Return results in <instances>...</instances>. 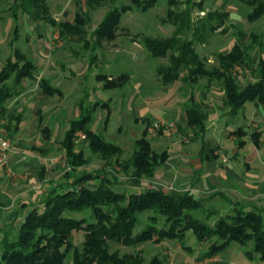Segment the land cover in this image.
I'll list each match as a JSON object with an SVG mask.
<instances>
[{
    "label": "rangeland",
    "instance_id": "374dc122",
    "mask_svg": "<svg viewBox=\"0 0 264 264\" xmlns=\"http://www.w3.org/2000/svg\"><path fill=\"white\" fill-rule=\"evenodd\" d=\"M176 1L177 6H172L171 9H173L174 12H179L188 7L191 11L193 22L204 17L205 13L208 11L217 10L229 13V17L226 19L223 26L224 28H228L225 34L220 32L222 29L220 28L214 34H207L203 43L195 42L194 44L197 53L202 57H206L207 65L214 64L215 56L224 50L230 49L235 42H239L243 47H246L251 43V35L260 37L262 49H264V17H261L256 22H249L247 13L250 7L245 2L247 0ZM84 2L85 0H45L48 15L53 21V23H51L41 19L31 20L30 17L22 12L18 13L17 19H14L12 16L14 0H0V69L6 64L8 59L14 60L15 52L17 51L26 59L33 61L38 66L45 69L47 77L52 78V83L55 85L58 83V86L60 85L61 88V94H55L50 101V98L42 94L38 87L36 88L33 86L35 90L31 92H23L22 90L25 95L23 99L13 100L7 104L10 113L14 115L18 114L21 119H25L26 116H29L27 117L28 119L30 117L33 118L34 107L36 105L40 107L41 105H46L47 108L55 107V112L51 115L49 120V123H51L54 129L51 139L55 140L57 146L59 144L58 149L61 153L54 169L46 174V177L49 179L48 185L50 186L46 185L47 187L43 188L44 194L36 199L35 204L28 212L34 207H42V201L45 200L47 191L51 189L59 191L61 187L70 186L73 179H76L84 172L93 173V180H89V182L85 180L82 181L78 187L76 186L78 190L86 185H95L100 179H104V177L111 181L114 190L125 192L126 194L143 191L146 186L141 185L142 181L154 183V175L151 178L142 177L140 180H136L137 178L133 176V169L131 167H126L125 170L122 169V167L128 163L133 153V140L141 135L140 130H138V128L134 129L133 127L136 125V122L133 121L135 113L129 107V99L136 90V84L137 86L142 84L143 80L156 91L153 93V97H162L164 95V89L170 91L167 95L165 93V100L170 99L173 92L180 85V87H183L182 84H184L181 79L170 83L171 85L164 84L157 74L156 69L160 64L167 65L169 63L168 54L164 58L152 59L141 43L144 36L163 38L171 36L174 26L167 16L169 7L168 0H158L157 3L146 12L133 10L123 14L118 37L113 42L101 43L99 47L92 38L93 31L111 8L119 6L122 3H127L128 0H108L104 5L93 9L85 8ZM201 7L202 10H200ZM86 11L88 15L85 14ZM76 13L84 14L83 16L86 17L85 21L88 20L86 23L85 21L82 22L83 25H85L80 27L79 33L66 34L65 30L61 32L62 23H74ZM237 30L241 31L244 38L237 39ZM15 31H17V34H15ZM180 39H186L187 41L193 40L194 43L190 30H185ZM255 46L257 51V49H259L258 44H255ZM260 53L264 56V50L260 51ZM174 55L176 56V54ZM239 70L240 68L237 67L234 73ZM71 72L75 73L76 76L74 77L71 75ZM120 74H127L129 80L125 86L113 90L104 89L103 81L97 79L98 75L117 76ZM236 77L241 85L251 80V75L248 70L241 73L236 72ZM8 83L12 85V79ZM201 84L204 85L205 81H202ZM33 85H36V83ZM143 86H147L146 88L149 87L145 84ZM213 88L216 93L213 94L214 97L211 102L215 106L212 111L218 112L219 114L226 113V109L222 106V94H219L221 88L219 85H213ZM17 95L16 93L15 96ZM31 96L34 98L33 102H30ZM112 96L115 97L113 98ZM40 98L43 101H41ZM105 98H111L110 109L112 111L106 127V110L102 107L94 106L95 100L96 102L98 101V103H103L105 101L110 103V100ZM77 99L78 101L82 99L83 102H85V107L88 106L90 109L93 108V119L89 128L99 133L108 141L115 144H117V142L120 143L119 146H121L122 152L116 154L112 160H104L100 158L98 154L92 153L83 139L81 140L80 136H77L74 142V150L76 152L78 150H83L86 155L90 156V162L78 168H73L68 164V157L63 150L60 140L63 139V132L69 127L68 121L72 118H79L78 116L75 117L79 112L77 105H75V103L78 102ZM137 100L138 98L136 97V101ZM251 103L253 102H248L244 106L246 108L245 115L248 118L247 120L239 116L237 119L235 118V122L231 124L230 122L233 121L236 115L228 116L225 114V122L227 124L230 123L228 128L237 129L239 125L242 131L237 134L228 132L226 136L224 135V138L228 140L231 136L234 137L233 143L231 142V145L228 147V152L231 158L230 162L235 171L238 172L240 176L244 177L249 185H251V182L255 181L257 182V187H260V184L264 183V166L260 168L262 171L258 174V168H255L256 164L252 163L251 166L244 162L245 154H248V150L247 147L244 148L245 144L243 139H249L250 134L257 131H260V142L262 137H264L262 136V133H264V131H262L264 130V110H262L259 105H256L257 107H252ZM250 106L253 112H257L258 109L262 111L260 115L256 113L257 118L255 117V121H249L251 116L249 111ZM245 108H243L242 111H244ZM238 113H241V110ZM0 119L2 120V124L6 121V118L0 117ZM14 123L15 121L12 120V124ZM2 124H0V126ZM172 124L173 126L170 130H163V128L154 129L153 124L148 126V132L149 134L151 133L148 138L151 140L152 149L157 153H161L164 149L172 147L173 156L178 147L185 146L183 149H186L188 146L194 147L195 136L193 130L178 125L175 121H172ZM20 127L22 128V135L26 136L25 146L28 147L33 143V141L29 139L30 137L28 134L34 129L36 130V128H31L30 122L29 124L25 122ZM0 129L10 139L7 134L8 132L3 127ZM203 135L205 136V133ZM239 140L241 145L236 143ZM184 141L188 142L187 145L184 144ZM233 149H238L237 157L232 154ZM262 156L264 155H261V157ZM174 158L173 161L177 162V156H174ZM227 161H229V159H226V162ZM255 174H257V176H255ZM34 180L36 181L37 179L35 178ZM192 180H194V177ZM19 184L21 185V183ZM238 185H240V187L244 186L242 183H238ZM162 188L163 191H169L171 193H191L194 195V183L190 180H186V182L185 180L181 182L176 181V183H170ZM221 193L222 194L219 193V195L216 196V200L211 202H208V199L198 198V193L194 195L196 199L202 201V205L199 209L190 211L189 216L192 219H197L204 226H208L203 232L204 235L209 233L207 230L214 229L215 224L221 218H226V223L229 225L232 224L233 221H231L230 218L234 215H238V213L252 211V214L259 215L261 221L264 222V206H262L264 204H262V201L239 198V202L236 203L234 200L237 199L236 197L228 192ZM26 198L29 199L30 195ZM258 204L261 205L259 206ZM151 215L156 218L154 221L158 228L167 226L161 214L146 211L138 215L139 223L134 228L135 233L141 231L150 223L149 217ZM72 217L90 218V212L72 213ZM180 221L186 223L180 224V227H187L184 239L181 241L176 239H166L159 243L149 241L136 247L111 244V251H118L121 254L140 251L146 262L153 256H157L163 261V264H228V258H231L232 261L235 260V264H264V260H260V258H258L260 257L259 254L254 252V244L252 241L247 242L245 245L233 242L222 251V253L218 252L213 255H206L215 238H212L213 240L197 241L193 230L188 228L193 220L180 218ZM18 229L19 225L18 227L5 226L4 230L0 233V246L4 239L14 241ZM72 238L74 243L79 245L83 241V232H73ZM248 252L253 255L252 259L247 257ZM64 264H72L71 254L67 256Z\"/></svg>",
    "mask_w": 264,
    "mask_h": 264
},
{
    "label": "trees",
    "instance_id": "16d2710c",
    "mask_svg": "<svg viewBox=\"0 0 264 264\" xmlns=\"http://www.w3.org/2000/svg\"><path fill=\"white\" fill-rule=\"evenodd\" d=\"M107 1L85 0L84 7L93 9ZM157 1L128 0L127 3L111 8L92 33L95 44L99 47L101 43L113 42L118 37L123 14L133 10L146 12ZM245 2L250 7L247 13L249 22L253 23L264 17V0ZM13 4L14 19L22 12L31 20L41 19L53 23L48 15L45 0H14ZM168 6L167 16L174 26L171 36L165 38L144 36L141 43L152 59L164 58L168 54L169 63L160 64L156 69L164 84L181 79L189 87L190 93L184 104L187 120L185 127L193 130L194 134L206 131L208 113L196 105L195 93L198 90L210 89L213 85H219L221 88L222 106L228 116L237 115L248 102H253L264 110V56L260 53L264 49L260 37L251 35V43L246 47L235 42L230 49L215 56L214 64L207 65L206 57L197 53L194 44L203 43L207 34H214L220 28H222L220 32L225 34L228 28L223 26L229 13L208 11L204 17L193 22L188 7L174 12L171 8L177 6L176 0H168ZM83 15L76 13L74 23H62L61 32L65 30L66 34L79 33L80 27L85 25L82 23L86 18ZM185 30L191 31L194 43L193 40L180 39ZM15 32L17 34V31ZM236 34L237 39L244 38L240 30H237ZM255 44H258V52ZM14 57V60L8 59L0 69V117L6 118L0 128L3 127L8 136L16 129L21 117L18 114H11L7 104L15 97L20 80L31 78L36 69L34 63L21 53L16 51ZM237 67L240 70L236 72L248 70L251 80L241 85L237 81L236 72L234 73ZM11 79L13 83L9 85ZM97 79L103 81L104 89H117L126 85L129 76L98 75ZM202 81H205L204 85L201 84ZM46 87L51 92H58L54 87ZM12 120L15 121L14 124ZM90 120V113L84 112L79 119L72 120L64 132L61 145L68 157V164L73 168L90 162V156L83 150L77 152L74 150V137L78 131L84 132V143L90 151L104 160H112L116 154L122 152L118 145L106 141L100 134L90 130L87 127ZM241 131L242 129L238 128L232 133L237 134ZM259 134L260 131H257L251 135L256 146L259 145ZM166 158L165 151L157 153L152 149L145 129L142 137L134 141L133 153L122 169L131 167L136 180L142 177L151 178L156 168ZM92 177L93 173L84 172L73 179L70 186L61 187L59 191L56 189L47 191L46 198H49L42 201L41 208L34 207L26 214L14 241L4 239L0 246V264H64L69 254L72 264H163L157 256L146 262L140 251L121 254L118 251H111L110 245L136 247L149 241L156 243L166 239L181 241L187 227L179 226L183 223L180 218L193 220L188 228L193 230L197 241L215 238L206 255L221 252L233 242L245 245L252 241L254 252L264 260V222L259 215L252 214V211L232 216L230 220L233 223L230 225L226 223V218H221L214 229L207 230L209 233L204 235L203 232L208 226L189 216L190 211H195L202 205V201L196 199L193 194L174 195L159 188H145L138 193L126 194L114 190L113 184L106 177L95 185L76 189L82 181L93 180ZM85 211L90 212L91 219L72 217V213ZM146 211L161 214L167 226L158 228L154 221L156 218L151 215L150 223L135 233L134 228L139 223L138 215ZM73 232H83V241L79 245L73 241Z\"/></svg>",
    "mask_w": 264,
    "mask_h": 264
},
{
    "label": "crops",
    "instance_id": "0c3cea01",
    "mask_svg": "<svg viewBox=\"0 0 264 264\" xmlns=\"http://www.w3.org/2000/svg\"><path fill=\"white\" fill-rule=\"evenodd\" d=\"M34 65L36 66V69L33 72V76L31 78H23L20 80L17 90L19 91L17 92L18 95L15 96L11 101L21 98L23 99L25 97L23 92H31L35 90L33 89V86L36 88L38 87L42 94H45L46 97L50 98V101L55 94H61L60 85L58 86V83L56 85L52 83L53 80L51 77H47L45 69H43L41 66H38L36 63H34ZM71 73V75L74 77L76 76L75 73ZM35 83L36 85H33ZM144 84L149 86V84L145 83L144 80L142 81V84H139L138 86L136 84V90L133 96L129 99V107L135 113V118L133 121L136 122V125L133 127L134 129L138 128L141 134L133 140L132 147L134 141L142 137L145 129L147 131V140L151 144V140L148 138V136L150 137L151 133L149 134V129L147 128L149 125H152L155 122L172 123V121H175L178 125L185 126L187 121L184 104L187 101L190 89L186 84H182L183 87H180V85L173 92L170 99L166 100L165 93L167 95V93L170 91L164 89V95L162 97L156 98L153 97V93L156 91H154L151 86L146 88L147 86H143ZM46 86L54 87L58 90V92H51ZM214 93L216 92L213 87L207 90L203 89L196 91L195 93L196 105L198 107H202L208 113L206 131L204 132L205 136L203 135L204 133L194 134V147L188 146L186 149H183L185 146L178 147V149L175 151V155L173 156L172 147L164 149L163 152H166L167 158L156 168L153 178L155 182L142 181L141 185H145L146 188H159L163 191L162 187H166V185H169L170 183H176V181L181 182L182 180H185L186 182V180H190L194 183V195L195 193H198V198H203L206 200L208 199V202L216 200V196H218L219 193L222 194L221 192H228L237 198L234 199L236 203L239 202V198H247L254 200L257 199L260 202L262 201V204H264V183H261L260 187H257V182L255 181L251 182V185H249L246 179L235 171L233 165L230 162L231 158L228 152V147L231 145V142L233 143L234 137L231 136L228 138V140L224 138V135L226 136L228 132L232 133V131H235L236 128H228L230 123L233 124L235 122V118L237 119L239 116H241V118L244 120L248 119L245 115V105L243 106L245 110L242 111V108L241 113H238L233 118V121L227 124L224 118L226 113L219 114L218 112L212 111L215 108L213 103H211ZM219 94H222L221 90L219 91ZM33 96L30 97V102H33ZM136 97L138 98L137 101ZM105 99H109L110 103L107 101L98 103V101L96 102L95 100L94 106L102 107L106 110V127L111 117L112 111L110 109L111 98ZM40 100L43 101L41 98ZM76 103L75 105H77L79 112L75 117L78 116L80 118L84 112L90 113L91 120L87 125L89 128V125L93 119V108L90 109L88 106L85 107V102H83L82 99ZM256 105L257 104L255 103H251L252 107H257ZM251 106L249 108L251 113L249 121H255V117L257 118L256 113L260 115L262 114V111L261 109H258L257 112H253L251 110ZM34 108V117H30L28 119L27 117L29 116H26L25 119L22 118L11 136H9L11 139V148L6 164L2 167L0 166V233L4 230L5 226H21L28 210L35 204L36 199L40 198L44 194L43 188L50 186L48 185L49 179L46 177V174L54 169L61 153L58 149L59 144L57 146L55 140L51 139L54 129L51 126V123H49V120L51 115L55 112V107L47 108L46 105H41V107L36 105ZM72 119L68 121L69 124ZM25 122L28 124L30 122V127L36 128V130L34 129L28 134L30 137L29 139L33 141V143L28 147L25 146L26 136L22 135V128L20 127ZM238 128H240L239 125L237 129ZM164 129L166 130V128H163V130ZM252 133L250 134L249 139H243L245 144L244 148L247 147L248 150V154H245L246 156L244 162L251 166L252 163L256 164L255 168H258L257 173L260 174L262 171L260 168L264 166V156L261 157V155H264V153H262L264 152V137H262L260 142L259 136V145L256 146L253 142V137L251 136ZM80 135H84V138H81V140L83 139L84 141V132L78 131L75 133L74 142L75 139H77V136ZM262 136H264V133H262ZM61 141L62 139L60 140V143ZM187 143L188 142L186 141L184 144L187 145ZM236 143L241 145L240 140ZM119 144L120 143L117 142L116 145L119 146ZM232 154L237 157L238 149H233ZM174 156H177V162L173 161V159H175ZM226 159H229V161L226 162ZM255 176H257V174H255ZM193 177L194 180H192ZM35 178L37 179L36 181H39L36 182L34 180ZM19 183H21V185ZM238 183H242L244 186L240 187ZM172 194L179 195L180 193L172 192ZM28 195H30L29 199L26 198ZM220 253H222V251ZM247 257L252 259L253 255L248 252ZM234 261H232L231 258H228V264H235Z\"/></svg>",
    "mask_w": 264,
    "mask_h": 264
},
{
    "label": "built area",
    "instance_id": "2783aa9c",
    "mask_svg": "<svg viewBox=\"0 0 264 264\" xmlns=\"http://www.w3.org/2000/svg\"><path fill=\"white\" fill-rule=\"evenodd\" d=\"M0 124H2V120L0 119ZM172 123H163V122H155L153 123V128H166L170 130L172 128ZM80 138H84V135H80ZM10 139L6 136L4 132L0 129V166H4L7 161V157L10 151Z\"/></svg>",
    "mask_w": 264,
    "mask_h": 264
}]
</instances>
